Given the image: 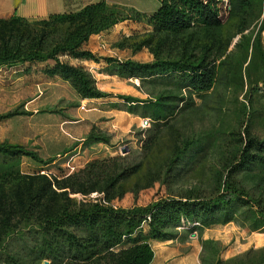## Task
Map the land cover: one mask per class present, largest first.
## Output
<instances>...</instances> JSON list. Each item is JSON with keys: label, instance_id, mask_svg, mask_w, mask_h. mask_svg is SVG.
<instances>
[{"label": "rangeland", "instance_id": "1", "mask_svg": "<svg viewBox=\"0 0 264 264\" xmlns=\"http://www.w3.org/2000/svg\"><path fill=\"white\" fill-rule=\"evenodd\" d=\"M141 1L150 6L157 3ZM218 4L224 14L223 26L196 32L188 49V54L203 57L206 52L208 61L218 60L217 80L208 92L196 93L177 74L144 81L112 79L87 67L97 86L109 94L99 103L126 116L115 126L117 139L96 128L103 141L92 143L87 137L50 159L35 151L30 152L37 158L0 157V162H7L0 172V264H110L105 252L88 260L76 259L66 240L65 246L60 242L56 249L54 243L49 245L41 226L64 207L76 209L82 203L133 208L146 207L158 198L211 199L221 191L227 168L240 162L249 138L264 140V60L260 52H253L250 41L264 26V0H251L245 7L241 0H219ZM48 17L1 15L0 49L6 43L13 46L22 36L39 37L43 31L51 32L48 42L56 41L70 30L68 25L46 27L42 21ZM120 23L114 45L120 54L114 57L122 61L154 62L151 49L159 41L163 42L162 57L176 58L189 38L188 34H158L145 21L126 19ZM220 42L222 51L211 47ZM66 59L62 61L70 63ZM42 70L30 67L29 73L37 75ZM42 74L37 80L46 79ZM25 75L22 64L0 66V117L29 114L25 101L17 99L32 81L9 85ZM110 80L117 83L110 86ZM9 128L15 129L14 124L0 125V137L8 135ZM257 176L264 179V169L242 173L239 179L249 187ZM234 218L228 223L220 218L203 229L183 222L171 230V240L186 243L195 238L202 242L204 232L212 230L207 236L221 239L202 244V264H263L264 223L257 222L260 219L248 209H240ZM219 228L226 229L223 237ZM142 230L143 234L149 232L145 221ZM70 232L84 235L73 227ZM127 245L111 250L118 252Z\"/></svg>", "mask_w": 264, "mask_h": 264}, {"label": "trees", "instance_id": "2", "mask_svg": "<svg viewBox=\"0 0 264 264\" xmlns=\"http://www.w3.org/2000/svg\"><path fill=\"white\" fill-rule=\"evenodd\" d=\"M159 1V9L150 16L130 8L126 10L120 6H109L105 0L91 4L77 13L51 15L42 21L46 27L68 25L70 30L56 41L48 42L51 32L43 31L39 37L31 38L29 35V38L24 39L22 36L13 46L6 43L0 49V66L22 64L25 76L30 75V67H43L42 73L46 77L69 82L82 99H103L109 97V94L98 88L95 78L88 70L82 66H74L68 61L64 62L62 58L88 61L100 73L141 81L177 74L186 86L196 93L208 92L217 80L218 60L208 61L209 54L206 52L203 57L188 54V49L196 32L214 31L223 26L224 14L219 7V0ZM241 1L242 7H245L251 0ZM122 11L132 12L133 15L124 17ZM126 19L145 21L158 34H188L189 38L176 58L162 57L163 42L159 41L156 47L151 49L155 56L152 63L102 57L82 48L93 35L106 31ZM250 41L253 52H260L264 60L261 32ZM215 46L218 52L222 51L221 42L211 47ZM122 98L134 100L128 96ZM12 116H2L0 121ZM87 140L92 143L103 141L96 128H93ZM21 156L37 158L21 146L0 143V157L8 159ZM6 159L5 162H0V172L7 163ZM257 169H264V140L249 138L240 162L227 168L221 191L211 199L158 198L146 207L136 204L133 208L105 206L99 203H82L76 209L66 206L62 212L48 218L45 226H41L43 234L50 239L49 245L54 243L56 249L60 247V242L65 246L66 240L68 246L76 252V259L88 260L105 252L110 264H150L154 251L148 241L173 239L171 230L181 226L183 222L195 224L193 228L199 226L203 229L218 223L220 218H223V223L231 222L235 219L237 211L248 209L255 219H260L257 222L264 223V179L259 176L251 179L250 183L253 185L249 187L239 179L240 174L253 173ZM148 217L149 232L143 234L142 225ZM71 227L83 231L84 235L78 236L75 232H70ZM210 242L202 240L203 245ZM123 244L128 245L118 252L111 250ZM99 245L101 249L98 248Z\"/></svg>", "mask_w": 264, "mask_h": 264}, {"label": "crops", "instance_id": "3", "mask_svg": "<svg viewBox=\"0 0 264 264\" xmlns=\"http://www.w3.org/2000/svg\"><path fill=\"white\" fill-rule=\"evenodd\" d=\"M100 1L102 0H0V16L5 13H14L21 18H46L55 14L77 13ZM105 1L109 6L134 9L148 16L154 14L160 7L159 0H156L157 3L151 6L148 2L144 3L141 0ZM120 24L115 25L111 33H107L108 29L103 31L107 34L93 35L88 42L83 44L82 48L102 57L119 55L120 51L114 45L118 41ZM261 43L264 50V26L261 30ZM70 63L74 66H82L85 69L89 67L98 71L88 61L70 59ZM35 68L34 66L33 69ZM41 74L39 72L36 75L33 71L30 75L21 76L9 83V85H18L23 83L24 79L32 81V83H27L26 90L17 99V101H25L24 108L29 114L1 120L0 125L14 124L15 129L9 128L8 135L4 134L3 137H0V143L23 146L29 151L40 153V157L43 159H50L66 151L76 142L85 140L93 128L106 131L112 135L113 139H117L116 135L118 134L115 126L121 124V120L126 117L125 114H122L124 112H117L110 106L99 103L100 99H82L69 82L60 78L52 79L42 74L46 79L37 80L40 79ZM102 76L112 79L116 77L106 74ZM107 83L112 86L117 82L113 83L110 80ZM98 88L106 91L102 87ZM74 105L77 107L73 108ZM53 108H56L55 113H41ZM113 143L112 140L111 144L113 145ZM221 230V237H223L226 229L222 228ZM210 231L204 232L202 240L221 239L220 237L207 236ZM148 243L154 251V258L150 264H191L193 261L194 264H202L201 255L204 247L200 239L193 238L186 243L178 240L151 239Z\"/></svg>", "mask_w": 264, "mask_h": 264}, {"label": "built area", "instance_id": "4", "mask_svg": "<svg viewBox=\"0 0 264 264\" xmlns=\"http://www.w3.org/2000/svg\"><path fill=\"white\" fill-rule=\"evenodd\" d=\"M149 220H150V218L148 217V218H147V220H146L145 222H147V223H148V221H149ZM193 225H195V224H193Z\"/></svg>", "mask_w": 264, "mask_h": 264}]
</instances>
